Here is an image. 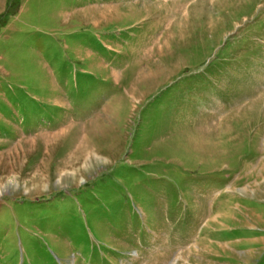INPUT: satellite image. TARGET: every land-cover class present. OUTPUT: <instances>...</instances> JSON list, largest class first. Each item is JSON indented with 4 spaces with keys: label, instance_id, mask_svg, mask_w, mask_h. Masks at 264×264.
Instances as JSON below:
<instances>
[{
    "label": "rangeland",
    "instance_id": "374dc122",
    "mask_svg": "<svg viewBox=\"0 0 264 264\" xmlns=\"http://www.w3.org/2000/svg\"><path fill=\"white\" fill-rule=\"evenodd\" d=\"M0 264H264V0H0Z\"/></svg>",
    "mask_w": 264,
    "mask_h": 264
},
{
    "label": "bare ground",
    "instance_id": "6f19581e",
    "mask_svg": "<svg viewBox=\"0 0 264 264\" xmlns=\"http://www.w3.org/2000/svg\"><path fill=\"white\" fill-rule=\"evenodd\" d=\"M83 157H84V160H83V162H85L84 163V166L87 164V163H91V162H95V161H92V158H91V155L87 152H85V153H83ZM95 158H97V157H95ZM97 160H99V158H97ZM97 162H99V161H96L95 163H97Z\"/></svg>",
    "mask_w": 264,
    "mask_h": 264
}]
</instances>
